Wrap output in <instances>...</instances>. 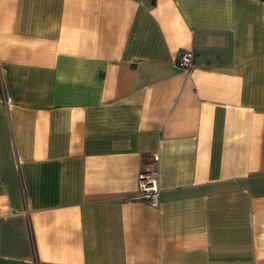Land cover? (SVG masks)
Wrapping results in <instances>:
<instances>
[{"label":"crops","instance_id":"0c3cea01","mask_svg":"<svg viewBox=\"0 0 264 264\" xmlns=\"http://www.w3.org/2000/svg\"><path fill=\"white\" fill-rule=\"evenodd\" d=\"M0 264H264V1L0 0Z\"/></svg>","mask_w":264,"mask_h":264},{"label":"built area","instance_id":"2783aa9c","mask_svg":"<svg viewBox=\"0 0 264 264\" xmlns=\"http://www.w3.org/2000/svg\"><path fill=\"white\" fill-rule=\"evenodd\" d=\"M180 67L188 72L195 68L194 52L191 50L182 51L177 59ZM6 103L9 99L5 100ZM157 157L154 156L152 160L147 162L143 170L139 173L138 187L139 190L135 195V199L156 203L159 198V185H158V170L156 166Z\"/></svg>","mask_w":264,"mask_h":264},{"label":"trees","instance_id":"16d2710c","mask_svg":"<svg viewBox=\"0 0 264 264\" xmlns=\"http://www.w3.org/2000/svg\"><path fill=\"white\" fill-rule=\"evenodd\" d=\"M147 1L153 3V2H155L156 0H147ZM262 1H264V0H262Z\"/></svg>","mask_w":264,"mask_h":264}]
</instances>
